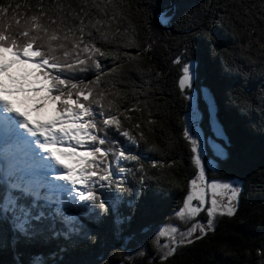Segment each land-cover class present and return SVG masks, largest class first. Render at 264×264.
Returning <instances> with one entry per match:
<instances>
[{"label":"snow or ice","instance_id":"1","mask_svg":"<svg viewBox=\"0 0 264 264\" xmlns=\"http://www.w3.org/2000/svg\"><path fill=\"white\" fill-rule=\"evenodd\" d=\"M231 4V12L221 18L220 26L227 24L230 35L239 28L249 37V47L254 42L264 49V27H260L264 24V0H231ZM21 7L31 11L27 4L0 5V250L14 251L15 264H59L36 254L25 261L22 249L60 240L96 243L97 234L88 227L89 223L111 220L113 230L119 232L132 221L131 214L122 212V204L134 206V200L126 201L125 197L133 192L125 174L133 170L126 168L124 162L139 165L135 189V200H139L148 179L142 161L149 160L154 169L172 167L175 161L164 164L148 156L147 151H159L156 144H150L143 131H136L141 128L140 123H125L131 120L128 113L136 108L121 110L115 103V93L101 87L107 83L103 78L114 74L122 63L140 60L152 51L151 43H146L136 55L121 51V45L141 47L134 35L128 36L136 33L126 14L132 6L123 0H48L47 5L45 0H38L31 15L20 12ZM176 10L174 5L162 10L159 23L169 25ZM254 33L259 39L253 38ZM196 38H203L215 51L216 36L210 29L202 26ZM187 51L185 48L181 56ZM7 54L13 59H7ZM109 59L121 64L105 71L102 60ZM173 63L180 65L178 88L192 102L182 135L190 145L196 174L175 212L179 221L190 226L181 230L170 224L153 239L159 264L175 255L179 247L192 243L193 238L201 239L214 230L217 216H234L242 191L238 181L208 180L206 170L215 171L216 166L215 161L205 159L206 143L212 144L216 157L226 158L227 152L214 140L205 141L196 127L201 119L197 98L192 91H186L193 89L197 78L195 61L177 57ZM89 71L93 73L91 79L78 75ZM226 75L239 76L237 87L247 89L248 77L240 69L226 70ZM261 75L264 76V69ZM202 92L214 134L226 140L223 128L214 118L215 99L207 90ZM261 92L264 93V86ZM39 93L44 94L41 99L45 102H58L56 118L32 119L29 107L18 106ZM240 103L243 108L251 107L246 98ZM41 107L44 104H35L31 110ZM261 115L264 123V110ZM141 142L147 150L135 154ZM64 146L72 150L66 151ZM66 157L74 158L77 167L66 164ZM167 183L170 192L180 187L174 178ZM202 211L207 214L206 223L195 221ZM161 238L168 243L161 244ZM128 239L135 241L131 232ZM137 248L138 256L146 254L143 247Z\"/></svg>","mask_w":264,"mask_h":264},{"label":"trees","instance_id":"2","mask_svg":"<svg viewBox=\"0 0 264 264\" xmlns=\"http://www.w3.org/2000/svg\"><path fill=\"white\" fill-rule=\"evenodd\" d=\"M254 2L247 0V3ZM9 3L13 7L16 4L31 5V11L25 7L20 9L31 15L38 0H0V5ZM123 3L132 6V11H126V14L136 28V33L128 36L134 35L141 47L123 48L121 45V51L136 55L146 43L152 44V51L140 60L122 64L111 59L102 60L105 71L117 64L121 66L114 74L103 78L107 83H102L101 87L115 93V103L121 110L136 108L128 113L131 120L125 123L129 126L140 123L141 128L136 131H143L149 143L156 144L159 151H147V155L164 164L175 163L172 167L154 169L149 160H143L148 179L142 196L135 200L139 165L124 162L126 168L133 170L125 174L128 187L133 189L125 197L126 201L134 200V206L129 208L127 202L122 204V212L131 214L132 221L119 232L113 230L111 220L103 224L89 223L88 227L97 234L96 243L85 239L75 243L53 241L48 246L22 249L23 259L27 261L36 254L59 264H149V261L159 264L153 239L160 228L177 224L185 230L190 226L175 217L189 182L196 174L190 145L182 135L189 101L178 88L180 65L173 63L175 58L181 57L182 61H195L197 78L193 86L199 93V101L208 111L202 90L211 93L215 99L216 118L226 137V140H217L225 146L227 157L218 158L217 173L208 176L219 181L237 180L242 191L234 216L220 218L214 230L179 247L164 264H264V123L261 115L264 110V93L261 92L264 49L254 42L249 47V37L239 28L230 35L227 24L220 26L221 18L227 17L232 10L231 0H123ZM173 5L177 9L174 19L167 26L161 25L158 14ZM225 5H228L227 9ZM11 15L10 10L9 17ZM202 26L216 36L215 51L203 38H196ZM253 38L259 39L258 33H254ZM105 47L114 48L115 45ZM185 48L188 51L181 56ZM232 68L247 75L246 90L237 87L239 76L226 75V70ZM78 75L82 79L93 78L92 71ZM108 98L113 99L112 96ZM245 98L250 108L242 107L240 101ZM119 139L123 141L124 138ZM146 150L147 145L141 142L135 154ZM173 178L180 187L170 192L167 181ZM207 220L204 211L195 218L198 222ZM129 232L135 241L128 239ZM137 245L145 249L144 256L136 254ZM54 252L58 255L53 256ZM16 259V253L11 249L0 250V264H15Z\"/></svg>","mask_w":264,"mask_h":264},{"label":"rangeland","instance_id":"3","mask_svg":"<svg viewBox=\"0 0 264 264\" xmlns=\"http://www.w3.org/2000/svg\"><path fill=\"white\" fill-rule=\"evenodd\" d=\"M204 90V89H203ZM186 91H192V94L193 95H195L196 96V105H198V108H199V111H200V113H201V119H200V121H199V123H198V125L196 126L198 129H199V131L201 132V135H202V138L205 140V141H215V143H217V144H220L222 147H224V149H225V146H223L222 145V143H220V141H218L217 139H220V138H218V137H216L215 136V134H214V131H213V129H212V123H211V121H210V119H209V114H208V111H205V109L202 107V105H201V103H200V101H199V93H198V91L194 88V86H193V89L192 90H186ZM44 94L43 93H41L40 95H39V97L41 98L42 96H43ZM43 100V99H42ZM51 102L52 101H49L48 103L50 104L49 106H51V107H53V106H55V104H51ZM190 103H192V102H190L189 101V105H190ZM48 105H45V107H47ZM189 109H187L188 110V112L186 113V115H185V122L186 121H188L189 120V113H190V111H191V109H190V107H188ZM49 110H51V108H49ZM204 111V112H203ZM214 118H215V120H217V118H216V115L214 116ZM218 121V120H217ZM219 122V121H218ZM81 151H82V149H81ZM84 151V150H83ZM225 151H226V149H225ZM218 158L219 157H216L215 156V153H214V151H213V147H212V144L209 142V143H206V145H205V159L207 160V161H215V166H216V170L215 171H213L212 169H207L206 170V176H207V178H208V180L209 181H212V180H215V179H212V178H209V176H208V174L209 173H217V170H218V168H217V166H218V164H217V161H218ZM216 181H219V180H216ZM233 181H237V180H233ZM233 181H224V182H233ZM239 182V181H238ZM240 183V182H239ZM240 185H241V183H240ZM195 203V202H194ZM203 212V211H202ZM205 212V211H204ZM206 213V212H205ZM200 215V214H199ZM198 215V216H199ZM223 216H217L216 217V220H215V224L218 222V220L220 219V218H222ZM200 223H206V222H200ZM94 224V223H93ZM215 224H214V226H215ZM175 225H177V224H175ZM168 226V225H167ZM178 226V225H177ZM179 227V226H178ZM163 228H165V227H161L160 228V230H162ZM180 228V227H179ZM197 235H199V233H197ZM163 240V242H161ZM160 242H161V244H166V243H168V241H167V239L166 238H161V240H160Z\"/></svg>","mask_w":264,"mask_h":264},{"label":"bare ground","instance_id":"4","mask_svg":"<svg viewBox=\"0 0 264 264\" xmlns=\"http://www.w3.org/2000/svg\"><path fill=\"white\" fill-rule=\"evenodd\" d=\"M74 165V164H73Z\"/></svg>","mask_w":264,"mask_h":264}]
</instances>
